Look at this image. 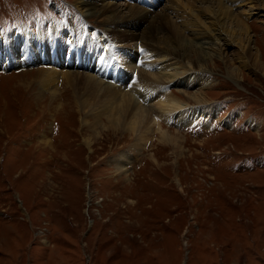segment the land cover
<instances>
[{"label": "rangeland", "instance_id": "374dc122", "mask_svg": "<svg viewBox=\"0 0 264 264\" xmlns=\"http://www.w3.org/2000/svg\"><path fill=\"white\" fill-rule=\"evenodd\" d=\"M74 1L0 0L1 38L10 44L26 30L68 26L95 36L104 29ZM157 2L146 5L152 15ZM262 8L246 18L247 66L233 56L236 42L221 56L217 41L204 44L202 53L213 55L204 56L212 111L195 124L162 123L175 144L159 141L154 125L144 147L133 148L135 133L108 126L105 116L94 123L97 108L81 103L88 98L82 90L77 101L62 73L44 90L38 73L64 66L36 59L62 53L44 48L57 44L3 46V54L33 60L0 67V264H264ZM131 48L140 52L134 66L114 58L128 77L147 56L139 42ZM100 61L104 70L111 66ZM173 82L168 90L178 93ZM127 151L133 157L120 168L116 159Z\"/></svg>", "mask_w": 264, "mask_h": 264}, {"label": "bare ground", "instance_id": "6f19581e", "mask_svg": "<svg viewBox=\"0 0 264 264\" xmlns=\"http://www.w3.org/2000/svg\"><path fill=\"white\" fill-rule=\"evenodd\" d=\"M157 1L161 0H128L126 3L114 0H75L74 4L80 13L86 19H97L104 29H97L95 36L90 35L93 29L88 32L85 29L83 34L79 35L68 26L54 27L50 34L41 30L34 33L26 30L18 33V36H12L10 44L0 35V67L14 61H19L18 66H22L26 61L33 60L21 51H18L20 57L3 54L1 49L5 45H8L7 48L13 45L15 50V46L21 47V43L27 39L45 44L55 43L56 46H44L45 50L62 48L60 49L62 56L52 54L48 57L39 56L36 60L46 58L50 61L54 57L53 66L59 65L60 68L64 66V71L60 72L54 67L51 70L40 71L38 83L44 90H49L48 86L51 88L54 81L56 84L58 74L62 73L75 93V99L79 101L76 95L78 90H82L88 98L81 103L97 108L96 115H93L94 123L101 122L105 116L108 126L114 129L123 126L131 133H135L133 148L135 146L138 148L139 145L144 147L151 137L154 125L159 141L174 143L177 141L176 135L162 123L168 124L171 119L176 118L178 126L193 124L197 117L208 116L212 111L209 104L207 105L208 98L205 95V89L212 86L211 70L204 61V56L211 60L213 55L207 51L205 54L202 53L204 44H216L217 41L215 49L221 56L227 52L232 42H236L238 49H235L233 56L241 60L243 66H247L251 54V37L250 25L247 24L246 18L249 17L251 9L261 7L264 9V2L162 0L160 12L152 15L146 5L151 7ZM243 6H247V9L239 11L238 9ZM138 42L147 49V52L145 49L147 56L142 54L140 58L143 60L146 58V61L137 60L135 65L137 74L133 72L128 77L125 76L127 71H119L114 58L124 61L127 68L129 65L134 66L140 52L131 46ZM151 49L155 52L153 53ZM111 50L113 52H110ZM80 56H84V60H81ZM101 59L111 61V66L107 63V70H104L106 67L101 68ZM109 71H113L114 78ZM103 79H107L110 84L102 82ZM114 80L119 81L118 84ZM111 81L117 85L111 84ZM172 81L173 85L178 86V93L169 92L168 89H171L169 82ZM54 91L56 89L53 90V94ZM144 102H147L148 107L144 106ZM76 106H80V102H76ZM81 121L87 123L86 120ZM86 141L90 143L89 139ZM132 157L133 153L130 151L120 155L119 159H116L118 167L123 168Z\"/></svg>", "mask_w": 264, "mask_h": 264}]
</instances>
